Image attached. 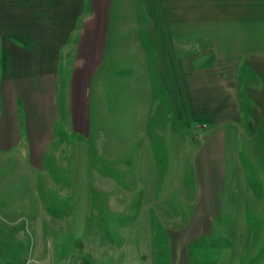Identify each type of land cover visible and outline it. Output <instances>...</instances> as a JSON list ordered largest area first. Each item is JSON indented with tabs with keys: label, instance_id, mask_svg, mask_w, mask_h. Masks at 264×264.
<instances>
[{
	"label": "crops",
	"instance_id": "obj_1",
	"mask_svg": "<svg viewBox=\"0 0 264 264\" xmlns=\"http://www.w3.org/2000/svg\"><path fill=\"white\" fill-rule=\"evenodd\" d=\"M249 124L264 166V0H0V199L20 189L8 206L38 228L58 222L39 186L52 162L82 212L94 179L147 211L212 178L201 163L225 178Z\"/></svg>",
	"mask_w": 264,
	"mask_h": 264
},
{
	"label": "rangeland",
	"instance_id": "obj_2",
	"mask_svg": "<svg viewBox=\"0 0 264 264\" xmlns=\"http://www.w3.org/2000/svg\"><path fill=\"white\" fill-rule=\"evenodd\" d=\"M243 84L256 85V78L246 72ZM243 108L247 114L250 103L244 100ZM250 125V132L238 133L241 162L224 165L225 178L217 165L208 169L201 163L212 178L190 175L185 195L168 197V210L163 205L142 210L129 195L103 193L94 179L84 198L88 210L82 212V195L75 193L72 180L57 175L52 162L53 176L43 174L39 186L48 219L57 224L38 228L30 218L17 217L8 204L18 200L21 190L6 189V201L0 199V264H264V166L253 155ZM199 130H190L187 139L203 145L208 134ZM66 142L71 147V139ZM210 151L207 147L202 155ZM189 167L192 172L194 165ZM19 217L26 219L14 223ZM151 220L155 235L147 250L143 234Z\"/></svg>",
	"mask_w": 264,
	"mask_h": 264
},
{
	"label": "trees",
	"instance_id": "obj_3",
	"mask_svg": "<svg viewBox=\"0 0 264 264\" xmlns=\"http://www.w3.org/2000/svg\"><path fill=\"white\" fill-rule=\"evenodd\" d=\"M48 210H49L50 214L54 215L53 211L49 207H48Z\"/></svg>",
	"mask_w": 264,
	"mask_h": 264
}]
</instances>
